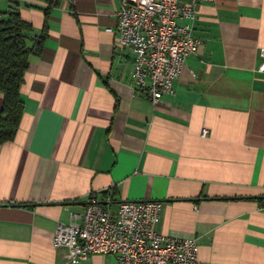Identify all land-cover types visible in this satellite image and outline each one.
I'll return each mask as SVG.
<instances>
[{"label":"crops","instance_id":"obj_1","mask_svg":"<svg viewBox=\"0 0 264 264\" xmlns=\"http://www.w3.org/2000/svg\"><path fill=\"white\" fill-rule=\"evenodd\" d=\"M119 7L60 0L50 9L21 87L20 129L0 146V264H67L53 247L56 226L109 188L115 206L161 202L157 231L195 239L202 264H264V0L202 2L199 50L157 105L136 90L132 55L117 47ZM47 8L0 0V13L33 26L29 46Z\"/></svg>","mask_w":264,"mask_h":264},{"label":"built area","instance_id":"obj_2","mask_svg":"<svg viewBox=\"0 0 264 264\" xmlns=\"http://www.w3.org/2000/svg\"><path fill=\"white\" fill-rule=\"evenodd\" d=\"M119 1L117 47L132 55L136 90L157 105L174 95L187 58L199 50L194 23L199 5L207 0ZM260 69L264 71V63ZM112 194V188L89 193L84 212L56 226L53 247L64 251L67 264H82L95 255L113 256L118 264H202L195 239L157 231L161 202L123 201L115 206Z\"/></svg>","mask_w":264,"mask_h":264},{"label":"trees","instance_id":"obj_3","mask_svg":"<svg viewBox=\"0 0 264 264\" xmlns=\"http://www.w3.org/2000/svg\"><path fill=\"white\" fill-rule=\"evenodd\" d=\"M45 21L40 34L32 46H29V35L34 29L31 23L24 21L20 13H0V93L3 105L0 112V146L14 140L25 112V103L21 87L29 68L30 58L40 55L48 37L47 18L50 9L57 6L60 0H45ZM263 202L264 197L258 198Z\"/></svg>","mask_w":264,"mask_h":264},{"label":"rangeland","instance_id":"obj_4","mask_svg":"<svg viewBox=\"0 0 264 264\" xmlns=\"http://www.w3.org/2000/svg\"><path fill=\"white\" fill-rule=\"evenodd\" d=\"M29 43V42H28Z\"/></svg>","mask_w":264,"mask_h":264}]
</instances>
